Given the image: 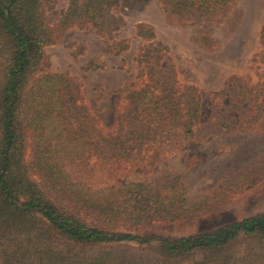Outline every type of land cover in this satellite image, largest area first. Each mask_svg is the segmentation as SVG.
<instances>
[{
  "label": "trees",
  "instance_id": "16d2710c",
  "mask_svg": "<svg viewBox=\"0 0 264 264\" xmlns=\"http://www.w3.org/2000/svg\"><path fill=\"white\" fill-rule=\"evenodd\" d=\"M159 1L169 20L189 25L222 21L234 3ZM118 2L67 0L52 24L51 0H0V264H264V211L179 237L133 232L211 211L234 188L259 180L264 152L222 175L211 194L189 196L185 179L171 171L159 184L100 181L152 166L189 140L247 131L261 121L264 23L248 72L231 75L223 90L209 94L210 117L203 122L200 90L179 80L169 47L155 39L151 24L138 22L135 34L147 42L137 53L142 81L117 89L122 101L114 127L105 131L84 102L80 81L46 70L44 47L75 27L121 53L126 42L108 43L125 26Z\"/></svg>",
  "mask_w": 264,
  "mask_h": 264
},
{
  "label": "rangeland",
  "instance_id": "374dc122",
  "mask_svg": "<svg viewBox=\"0 0 264 264\" xmlns=\"http://www.w3.org/2000/svg\"><path fill=\"white\" fill-rule=\"evenodd\" d=\"M51 1L46 15L53 24L66 8L67 0ZM118 1L115 11L123 16L125 26L108 43L117 48L116 43L126 42L128 48L121 53L114 54V48L109 50L106 41L90 29L75 27L44 47L50 63L46 70L66 73L80 81L83 100L105 131L114 127V116L122 101L117 89L130 82L138 86L142 81L144 65L138 63L137 53L147 42L135 34L138 22L151 24L155 39L169 47L179 80L195 84L200 90L203 122L210 117L209 94L223 90L231 75L248 72V60L260 48L258 37L264 23V0H234L222 21L200 25L169 20L159 0ZM262 152L264 118L247 131L219 132L201 140H189L152 166L146 162L100 181L120 185L129 180H146L159 184L164 174L171 171L185 179L189 196L211 194L222 175L234 173ZM25 159H30V146L26 148ZM31 178L38 183L36 174H31ZM215 206L197 216L171 222L159 220L133 232L179 237L212 230L264 211V173L249 187L234 188L223 200L216 201ZM238 244H243V237ZM198 257L197 254L195 258Z\"/></svg>",
  "mask_w": 264,
  "mask_h": 264
},
{
  "label": "crops",
  "instance_id": "0c3cea01",
  "mask_svg": "<svg viewBox=\"0 0 264 264\" xmlns=\"http://www.w3.org/2000/svg\"><path fill=\"white\" fill-rule=\"evenodd\" d=\"M122 87V86H121Z\"/></svg>",
  "mask_w": 264,
  "mask_h": 264
}]
</instances>
